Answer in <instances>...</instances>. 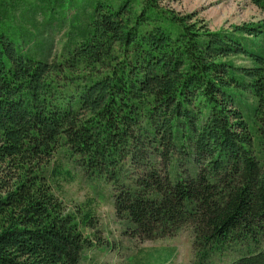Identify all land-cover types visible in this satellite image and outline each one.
<instances>
[{
	"label": "trees",
	"instance_id": "16d2710c",
	"mask_svg": "<svg viewBox=\"0 0 264 264\" xmlns=\"http://www.w3.org/2000/svg\"><path fill=\"white\" fill-rule=\"evenodd\" d=\"M163 1L0 0V264L102 243L54 193L57 153L111 185L132 239L187 226L189 264H264V21L213 31Z\"/></svg>",
	"mask_w": 264,
	"mask_h": 264
},
{
	"label": "rangeland",
	"instance_id": "374dc122",
	"mask_svg": "<svg viewBox=\"0 0 264 264\" xmlns=\"http://www.w3.org/2000/svg\"><path fill=\"white\" fill-rule=\"evenodd\" d=\"M163 4L179 15L190 16L191 21L202 22L213 31H228L243 22L264 21V12L251 0H164ZM55 35V39L61 36ZM252 48L264 45L263 39L250 44ZM236 64H251L243 56H231ZM250 99V97H249ZM251 100V99H250ZM249 100V101H250ZM58 169L52 178L54 193L69 210H88L97 223L101 244L83 253L81 264H189L193 259L191 231L181 227L173 236L155 239H132L129 228L118 221L112 204V187L101 178L89 176L67 155L57 153L49 169ZM86 233H91L85 229ZM230 258L216 259L217 264H228Z\"/></svg>",
	"mask_w": 264,
	"mask_h": 264
}]
</instances>
